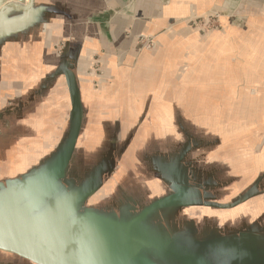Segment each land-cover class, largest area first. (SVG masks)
I'll return each instance as SVG.
<instances>
[{"label": "crops", "instance_id": "crops-1", "mask_svg": "<svg viewBox=\"0 0 264 264\" xmlns=\"http://www.w3.org/2000/svg\"><path fill=\"white\" fill-rule=\"evenodd\" d=\"M208 16H216L218 27L195 23ZM141 37L154 47H140ZM64 40L70 49L58 56L56 45ZM66 75L74 76L83 107L74 165L96 156L144 166L145 152L131 150L151 143L156 165L177 163L178 119L194 118L199 101L232 102L264 134V0H33L26 13L8 8L0 23L2 179L33 171L64 145L71 116ZM201 85L222 87L229 97L200 95L195 86ZM206 110L203 105V116ZM121 118L126 122L116 125ZM256 148L263 150L264 142ZM110 149L117 154L105 152ZM242 212L235 211L239 229L248 223L239 220ZM182 214L187 223L193 219L189 207Z\"/></svg>", "mask_w": 264, "mask_h": 264}, {"label": "water", "instance_id": "water-1", "mask_svg": "<svg viewBox=\"0 0 264 264\" xmlns=\"http://www.w3.org/2000/svg\"><path fill=\"white\" fill-rule=\"evenodd\" d=\"M4 1L0 0V23L8 8L26 13L33 4L26 0L24 6L4 5ZM69 47L67 40L61 41L56 53L66 55ZM94 64L100 61L94 59ZM73 77L66 75L71 116L62 148L13 181L0 174V264H264V238L258 237L263 234V223L248 221L243 229L235 226L238 231L230 236L229 225H223L226 218L209 214L235 212L246 202L243 198L258 189L241 194V202L232 208L210 204V196L183 189L140 199L118 185L116 194L121 199H115L111 181L120 160L98 161L94 156L89 166L81 159L74 165L80 151L83 107ZM154 157L143 167L155 175ZM186 207L192 213L199 210L200 226L213 230L205 236L198 234L194 219L187 223L181 215ZM28 231L33 232L24 236Z\"/></svg>", "mask_w": 264, "mask_h": 264}, {"label": "rangeland", "instance_id": "rangeland-1", "mask_svg": "<svg viewBox=\"0 0 264 264\" xmlns=\"http://www.w3.org/2000/svg\"><path fill=\"white\" fill-rule=\"evenodd\" d=\"M141 39L142 42H140ZM144 41V37L138 40L140 47H142ZM97 73L99 74V71ZM93 88L96 89L95 86ZM195 91L211 99L229 97V95L222 96V87H203L201 85L195 86ZM203 105L207 106L205 117L201 112ZM101 107L106 108L104 105ZM195 109L200 112L194 115V118H179L178 125L176 123L177 134L175 136H177L176 142L179 146L176 152H178V156L180 155L179 161L167 164V166L153 165L158 170L156 173L163 175V178L158 179L152 172L148 173L149 167L138 165L136 160L121 158L120 164L116 166L112 174L113 179L111 182L114 185H111V195L115 194V199H121L116 194L118 185L134 192L132 193L133 196H136V198L140 197V199L143 196L154 197L157 194H170L175 189H183L189 193L196 191V194L204 193L206 196H210H207L209 198H207V202L210 204H219V206L232 208L231 206H238L236 203L241 202V194L245 196L248 195L250 189H258L259 192L243 198L247 199L246 202L242 199L245 203L235 210H237V216L240 211H243L242 218L239 219L243 224L248 221L251 223L257 222V219L264 224V170L261 164L262 160H259L264 159V149H254V145L259 143L261 146V143L264 142V134L262 128L260 130L255 125L250 127V124L257 119L252 118L250 112H247L249 114L248 117L245 111L236 110L232 102L224 100L204 103L199 101L195 103ZM199 115L200 117H197ZM92 120L104 121L107 119L94 117ZM111 120L116 121L118 119L114 118ZM121 122L124 123L126 121L121 118L119 122L115 123L118 126H122ZM119 136L120 139L123 137V135ZM151 140L154 141L153 138ZM154 146L155 144L151 143V145H147L145 149L141 150L134 147L131 150V155L145 152L144 154L148 158L153 157L157 154ZM105 152L109 155L117 154V149L116 151L105 150ZM122 152L126 154L129 150L122 148ZM123 154L120 153L119 156L122 157ZM85 161V165L89 166L88 160ZM125 161L131 163L123 165ZM154 161L158 162L156 158ZM159 163H161V160ZM141 170H146L147 173L141 172ZM99 196L101 194H98ZM110 197L107 196L106 198L109 199ZM218 212H209L210 217L216 219L218 215L219 218L225 217L227 221L223 225H229L228 229L226 228V232L230 236H234V233L238 231L235 228L234 217H236V214L234 210ZM189 217H192L194 222L198 224V234L205 236L206 233L213 230L208 229L209 225H206L204 229L200 226L199 220H197L202 218L199 210H193ZM223 225L222 227L225 228ZM211 227L215 230L219 229L216 224H211ZM32 232L28 231L24 236H29ZM262 232L263 234L258 236L260 239L264 238V231ZM262 240L264 241V239Z\"/></svg>", "mask_w": 264, "mask_h": 264}, {"label": "built area", "instance_id": "built-area-1", "mask_svg": "<svg viewBox=\"0 0 264 264\" xmlns=\"http://www.w3.org/2000/svg\"><path fill=\"white\" fill-rule=\"evenodd\" d=\"M195 23L205 29L218 27L216 16L201 17V18L196 19ZM144 40H145L143 42L144 44L142 45L143 49L151 50L154 47L153 45L154 43L152 39L148 37H144ZM140 42H142V39Z\"/></svg>", "mask_w": 264, "mask_h": 264}]
</instances>
